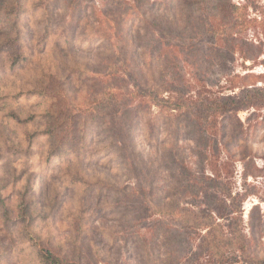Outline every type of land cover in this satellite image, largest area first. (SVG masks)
I'll return each mask as SVG.
<instances>
[{
    "label": "rangeland",
    "instance_id": "rangeland-1",
    "mask_svg": "<svg viewBox=\"0 0 264 264\" xmlns=\"http://www.w3.org/2000/svg\"><path fill=\"white\" fill-rule=\"evenodd\" d=\"M201 1L0 0V264H47L50 254L70 264H162L159 207L184 221L183 210L189 224L204 208L225 212L203 199L201 165L237 210L218 222L227 234V225L241 230L255 252L244 259L228 249V258L264 262V106L234 111L231 141L199 107L215 94L264 104V0L221 1L241 8L232 16ZM233 16L247 43L225 42ZM150 86L162 94L152 105L139 95ZM195 121L210 126L207 156ZM49 129L57 143L66 132L69 150L50 152ZM182 226L190 234L172 244L182 264H213L203 247H221L217 233L204 241L203 227Z\"/></svg>",
    "mask_w": 264,
    "mask_h": 264
},
{
    "label": "trees",
    "instance_id": "trees-1",
    "mask_svg": "<svg viewBox=\"0 0 264 264\" xmlns=\"http://www.w3.org/2000/svg\"><path fill=\"white\" fill-rule=\"evenodd\" d=\"M4 1H6V0H4ZM179 1H182V3L184 2L187 5H190L192 2H193V4H198L199 2L202 3L201 0H189V1L188 0H178V2ZM221 1H227V0H210L209 2H210V5H212V8H218L223 13H225L226 12L225 9H227L230 13L229 16H232V11H231L232 9L235 11V10H238L240 8L239 6H237L235 4L223 5V4H221ZM17 4H19V0H17ZM155 4L156 3H154L152 6H154ZM178 4L179 3L175 4V6H177ZM214 16H209V17H211L210 21H211V19H213ZM216 18H217V16H216ZM240 20L241 19L239 17L237 18V16H233V17H229L227 19V21L225 22V28H224L223 32L225 31L226 33H228L230 38L227 39V37H226L224 40H226L225 42L228 43L229 45L230 44L233 45L234 42H238L239 40H241V42H243V44L247 43L246 42L247 40L244 39V37H243V39L241 38L242 33L245 31V29L238 28L240 26L239 25ZM234 21H236L238 23V25ZM216 33H218L216 30L213 31L214 36H216ZM240 34H241L240 38H237L236 36H238ZM190 41H196V40L190 39ZM116 90L117 89H115V88H109L108 92H116ZM256 90L261 91L262 89L256 88ZM263 90L261 92L262 93L261 96H264ZM205 91L207 93L211 94L207 89ZM139 92H140V94H139L140 96L147 95V96L151 97V100H152V101H150L151 105H152L153 101H155L154 100L155 98H160V99L162 98L161 92L157 88H154L151 86L149 87L148 92H144L142 90H140ZM133 93L137 95V93H135V92H133ZM128 94H130V93H128ZM198 95H199V93H198ZM251 96H253V94H250V97ZM209 97H211V98H209ZM200 98H201V94L199 95V99ZM134 99H135V97H134ZM168 99L169 98L165 99V101H164V104H165L164 106H166V107H168L167 104H169L167 102ZM130 100L133 101L132 99H130ZM201 101L203 104L199 105V107L202 109V113H205L207 116V118H206L202 115V121H209L210 120L213 123L220 122L222 124L221 128H222L223 138L229 137L230 141H231V138H230L228 132H229L230 124L232 122L231 120H232V117H233L232 115H233L234 111L238 107H243V108L247 109L249 107H255L256 105L264 106V104H256L254 101L249 102V100L243 101V102H241V104L238 105V103H236L237 100H236L235 96H233V94H230V95H224V94L216 95L215 94V97H212L209 95V96H205V99H203ZM204 101H207V102H204ZM147 102H149V101H147ZM159 104H161V103H159ZM170 106L172 109H177V108L181 107V106H179V104L174 105V103H171ZM194 109L196 112H200V110L196 109V106ZM190 112H194V111L189 110L187 112V114H191ZM185 118H188V117H185ZM188 119L190 120V123H191L192 118H188ZM218 119H220L221 121H219ZM183 120H184V117H183ZM201 122L195 121L192 124L194 126H196V129L199 131V132H197V135L201 139L200 140L201 141L200 147L202 149L201 153L204 156H207V149H208V146L210 144V140L208 139V136H209L208 133H209L210 126L209 127L203 126ZM227 122H229V123H227ZM180 123L181 122H178V125ZM121 129L126 130V128L123 125H122ZM45 133L51 139V141H50V146H51L50 152L51 153L58 154V153H64L65 151L69 150V148H67L68 146L66 145V143H64L65 139H67V137L65 136L66 132H61L60 134H58L60 136L59 139L61 140L58 143H57V140L55 138L56 132L54 129L46 130ZM126 133H127V130H126ZM189 138L194 139V136L191 134L189 136ZM204 142H205V144H202ZM203 146H205V147H203ZM200 169H201L200 172L202 173V176L204 177L203 179H205V186L203 188H202V186H200V190H201L200 193H202L203 199L205 200V202H209V200H210V201H214V202L219 201V202L223 203L224 204L223 206L225 208V212H224V210L222 212H220L218 205L212 206L213 208H204L202 210L204 215L202 217H199V218L196 217V219L193 220L191 222V224H189L185 218V214H183V210H181V215L184 217V221L182 219H175V215H174L175 210H172L171 208L164 209L163 207H159V210H157V212L159 211L161 213L160 219H161V221H163V222H161L162 223L161 229L163 230V233H164L163 234V236H164L163 245L167 247L164 250V254H163L164 258L160 257V253L156 255L157 262H159V263L161 262L162 264H182L183 263L182 261L184 259H186V257L184 255L177 256L178 254L176 251L173 250V246H172V244H176L179 242V238L182 237V239H184V237L186 235L190 234V232H187V231L185 234H183L182 231L180 229H178V226L182 225V224H184V226H182V227H188L185 229H201L203 227L204 230H206V234H205L206 236H204L205 237L204 241H206V237H207V240H208V238H214L216 236V233H217V242L221 243L222 246L218 247L217 245H215L214 248H212L211 243H208V245L203 247V250L204 249L206 250L205 253L212 255L211 257L213 259L212 260L213 264H236V263H238V260H237L238 258L235 260L234 259L231 260L228 258V249H230L231 251L234 249L239 250L240 252L243 253L244 259L250 258L255 253L253 246H252V243H251V240L249 241L246 239V237L244 235L243 236L240 235V233L243 234L241 232V230H239V232L236 233V230H233L231 228V226L227 225L226 228L230 232V234H227L225 231L226 230L225 227L218 222L219 219H227V221L233 219L232 215L237 213V210L235 211L230 206H227L226 198L230 197V194L226 198H224L225 200L222 198L220 199V197H219L220 192H218V190H217L218 184L220 183L219 182L220 177L218 178L215 176L211 177V176L205 175L204 173H206V171L202 165H201ZM158 205H161V204H158ZM167 206H168V204H167ZM238 209H239V211H242L241 206ZM143 211H145V207H144ZM186 211H187V209H186ZM155 213H156L155 209L154 210H148L147 215L152 216ZM160 213H158V214L160 215ZM186 215H188V214H186ZM217 216L220 218H217ZM162 219H164V220H162ZM165 219H166V222H165ZM241 222H242V220H241ZM180 231H181V235H178V233H180ZM233 235H235V236H233ZM220 255H222V257L224 258V260H222V262L215 260V257H217V256L221 257ZM198 260H199V257L194 258L191 261L188 260L187 262H184V264H194V263L196 264V262ZM45 261L47 262V264H70V262L65 260L64 258H60L59 256L52 255V254L47 256ZM261 264H264V262H261Z\"/></svg>",
    "mask_w": 264,
    "mask_h": 264
}]
</instances>
